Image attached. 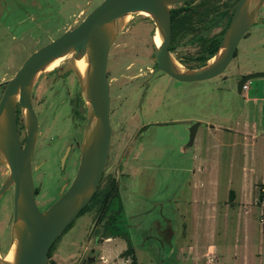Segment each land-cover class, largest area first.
<instances>
[{
  "label": "rangeland",
  "instance_id": "rangeland-1",
  "mask_svg": "<svg viewBox=\"0 0 264 264\" xmlns=\"http://www.w3.org/2000/svg\"><path fill=\"white\" fill-rule=\"evenodd\" d=\"M33 1L0 0V20L6 25L0 27V33L3 32L0 42L2 79L11 77L32 51L69 26L76 25L101 0ZM233 2L230 0L228 4ZM259 16H264V5ZM155 29L148 14L137 12L126 16L110 48L109 80L117 75L114 69L121 60L128 64L135 53L144 55L152 51ZM67 59L63 57L38 75L37 96L49 86L50 78L55 77L57 81L56 86L45 92L44 101L34 104L40 115L41 129L48 135L64 127V122L61 126L59 122L55 123L57 119L53 118L52 112L71 111L70 105L58 102L62 96L65 101L67 99L65 87L59 86L58 81L67 83L70 80L65 73L54 72ZM256 70H264V25L259 21L254 22L239 41L236 54L223 71L228 77L216 75L186 82L171 78L157 81L159 88H154L148 96L146 111V119H159L162 123L149 129L151 144L148 152L153 155L152 159L137 161L129 157L122 169H117L115 158L122 147L121 144L118 146V140L113 157L110 151L107 158L111 171L118 173L117 179L121 182L124 211L138 213L132 218L137 222V230L143 229L152 215L169 213L171 205L166 203V197L171 191L186 198L181 204L186 213L184 253L178 264H264V75L250 77L241 93L236 89L239 75ZM53 89L55 92L51 94ZM127 94L129 98L136 96L131 92ZM254 97L258 99L252 101ZM127 102L126 110L130 108V100ZM192 113L204 118L196 128L194 145L187 147L189 126L173 121L185 120ZM69 120L67 132L72 138L82 136L84 116L73 115ZM111 122L115 127L114 117ZM61 153L62 148L56 146L48 157L47 172L35 174V183L39 186L36 202L42 210L64 191L77 170V147L65 158ZM205 159L208 160L207 170L212 173L203 176L196 169ZM4 172L5 166L0 163V181ZM229 189L234 190L232 197ZM10 197L8 191L0 197L1 254L8 250L11 239ZM155 201L164 202L163 207L153 204ZM116 203L113 200L112 206ZM94 216L93 207L77 215L54 241L52 258L55 255L64 264L78 254L83 249ZM120 221L126 224L129 217L121 214ZM174 226L176 228V224ZM125 230L129 229L125 227ZM126 245L121 237L109 236L99 244L102 255L99 261L90 264H131V258L120 253ZM164 247L167 251L161 256L169 254V244ZM136 260L137 264H160L146 249L136 248Z\"/></svg>",
  "mask_w": 264,
  "mask_h": 264
},
{
  "label": "water",
  "instance_id": "water-1",
  "mask_svg": "<svg viewBox=\"0 0 264 264\" xmlns=\"http://www.w3.org/2000/svg\"><path fill=\"white\" fill-rule=\"evenodd\" d=\"M184 0H101L74 26L32 51L15 73L5 81L0 96V163L7 172L0 185V196L13 189V214L10 227L11 260L0 253V264H46L53 241L90 200L105 170L112 136L110 81L107 64L110 48L125 18L130 13L147 12L161 40L154 43L156 69L178 80L207 79L220 74L233 57L234 50L247 29L258 21L264 0H236L230 20L217 51L198 67L185 68L172 56L168 44L171 34V6ZM58 57H68L60 73L71 69L78 80L86 107V121L80 141L77 170L65 190L44 210L35 199L32 178V153L38 121L30 101L34 80ZM85 58L84 71L75 60ZM264 70L246 73L236 83L237 92ZM18 101L26 131L21 142L15 118ZM199 119L204 117L197 115ZM185 122V121H180ZM195 130L190 128L188 144ZM67 153V149L66 152Z\"/></svg>",
  "mask_w": 264,
  "mask_h": 264
},
{
  "label": "flooded vegetation",
  "instance_id": "flooded-vegetation-1",
  "mask_svg": "<svg viewBox=\"0 0 264 264\" xmlns=\"http://www.w3.org/2000/svg\"><path fill=\"white\" fill-rule=\"evenodd\" d=\"M229 1L230 0H184L182 2L172 4L171 34L168 48L172 56L176 57L175 60L183 67L192 68L201 66L217 51L218 47L212 54H209V51L217 45L216 43L219 38L220 43L223 32L230 20L232 14L231 10H233L236 0H234L231 5L228 4ZM33 2L36 3L37 1L34 0ZM258 21L264 25V16L260 17L259 13ZM2 26L6 25H4V23L0 20V27ZM218 26L219 29L217 30L216 28ZM246 32L244 35H246ZM2 34L3 32L0 33V42L3 39ZM219 43L217 46H219ZM191 46H194L193 49H190ZM186 48L188 49L186 50ZM236 48L234 50L233 57L236 54ZM153 54L154 42L152 45V51L149 54L140 55L135 53L134 58L128 64H126V60H121L120 58V65L114 69L117 72V75L109 80L111 97L109 118L111 122V117H114L115 127L111 122L112 136L107 158L110 151L111 158L113 157L115 142L118 140V146L120 147L121 144L122 147H120L121 153L116 154L117 157L115 158L116 161L118 160L117 169H122L124 161L129 157H132L137 161H148L153 157V155L148 152V146L151 144L149 129L153 125L162 123L159 119H146V111L148 109V96L154 88H159V86L156 85L157 81L163 78H171L176 81L186 82L184 80L174 78L162 69L154 70L156 61L153 59ZM140 60H143V62ZM63 65L64 63L60 68L55 69L54 72L60 70ZM109 71L110 69L107 64V75H109ZM223 71L218 75L222 76ZM63 73H65V76L68 77V80L70 81L66 83V81L61 80L58 81V85L65 87L67 99L65 101V97L62 96L58 102H64L70 105L71 111L63 113L61 112V109H59L58 111L52 112L53 118L57 119L55 120V123L59 122V125L61 126L62 122H64L63 130L59 129L52 134L49 133V135L48 132L43 131V129H41L42 124L40 122V115L35 110L34 106V104H39L41 101H44V94L48 88L53 85H57L55 77L50 78L51 80L49 82V86L38 96L37 86L39 76L36 77L30 92V101L38 121L36 141L31 161L35 199L39 194V186L35 183V174L40 171L45 173L47 172L45 168L48 166V157L51 155L56 146H58L59 149L62 148L64 158L70 155L76 147L78 151H80V141L82 136L79 138H72L73 136L67 132V126L69 125V119H71L73 115L79 118L84 116V121H86V107L84 106L81 97L78 80L73 71L69 69ZM246 73L250 72H244L239 75L237 81ZM226 77H228V75L224 74L223 78ZM7 79L0 78V96ZM161 89H163V87H161ZM54 92L55 90L53 89L51 94H54ZM128 92H131V94L136 96L129 98L127 94ZM127 100H130V108L128 110L125 109V106L128 103ZM122 110L124 111L121 113ZM15 118L20 140L24 143L26 139V131L18 101L15 105ZM173 122L187 124L189 126L190 135V128L193 127L196 131V128L202 122V119H199L196 114L192 113L185 120ZM194 139L195 132L192 142L188 144V137V141L185 143V146L192 147L195 143ZM66 149L67 153H65ZM117 150H119V148H117ZM193 156H195V154ZM3 165L5 166V172L2 180L7 172V166L5 164ZM105 167L106 168L100 177L95 192L90 200L83 206L85 207L88 204L87 207L81 212L82 207L77 214L79 215L83 213L90 207H93V210H95L94 221L84 240L83 249L78 254L73 255L71 257L72 259H69V262L66 260L67 262L64 264H90L92 262H98V258L102 256L99 254V244L104 239H108L109 236L121 237L126 242V247L128 246V242H130L135 256L136 248L142 250L146 249L149 254L156 258L157 261L159 260L160 264H178L180 256L184 253L183 237L184 226L186 225L184 221L186 213L184 212L181 204L186 200V198L184 199L181 197L178 192L176 193L171 191L166 197V203L171 205L168 210L169 213L159 212L157 215H152L148 219L147 225L143 229L137 230V222H133L132 218L137 216L138 213H127L124 211V204L122 202L121 195V182L117 179L118 173L116 171H111V164L109 160L106 161ZM193 168L191 172L192 174ZM2 180L0 181V184ZM188 183L191 187L192 181L189 180ZM112 185L115 189L111 187ZM6 191L11 192V223L13 214V189L11 187ZM113 200H116L117 202L115 206H112ZM189 200H192L191 193ZM153 204H159L163 207L164 202L159 203V201H155ZM188 210L190 209L188 208ZM121 214H124V217H129V222H125L126 224L122 223L120 221ZM73 220L65 227L64 230L72 224ZM174 224H176V228L175 226L173 227ZM180 226L182 227L180 228ZM125 227L129 230H125ZM54 241L49 247L46 264H62V260L57 259L55 255L52 258V254H55V249L53 247ZM141 242H144V244ZM165 244H169L170 246L168 251L169 254L161 256V253H165L167 251L164 247ZM157 245H159L158 249H156ZM162 246L163 250L161 249Z\"/></svg>",
  "mask_w": 264,
  "mask_h": 264
},
{
  "label": "bare ground",
  "instance_id": "bare-ground-1",
  "mask_svg": "<svg viewBox=\"0 0 264 264\" xmlns=\"http://www.w3.org/2000/svg\"><path fill=\"white\" fill-rule=\"evenodd\" d=\"M141 13L144 14V15H147V12H145V11H141ZM160 40H161V37H160V35H159L158 31H157L156 34H155V44H159ZM60 59H62V57H58L54 61H52L48 65L47 69H50L53 66H55L60 61ZM75 64L80 69V71H84L85 66H86L85 58L76 59L75 60ZM13 247H14V244H12V246L9 249V252L5 255V259H7V260H11L12 259V257H13Z\"/></svg>",
  "mask_w": 264,
  "mask_h": 264
},
{
  "label": "trees",
  "instance_id": "trees-1",
  "mask_svg": "<svg viewBox=\"0 0 264 264\" xmlns=\"http://www.w3.org/2000/svg\"><path fill=\"white\" fill-rule=\"evenodd\" d=\"M219 40H220V38L218 39V41L216 43L217 45L219 43ZM217 45L211 51H209V54H212L217 49V47H218ZM111 187L114 188L113 185ZM233 194H234V190L229 189V196L232 197ZM87 205L82 208L81 212L87 207ZM120 253L124 256L130 257L131 258V260H130L131 264H137L136 256L133 252V247H132V244L130 242H128V246L125 249H123Z\"/></svg>",
  "mask_w": 264,
  "mask_h": 264
},
{
  "label": "crops",
  "instance_id": "crops-1",
  "mask_svg": "<svg viewBox=\"0 0 264 264\" xmlns=\"http://www.w3.org/2000/svg\"><path fill=\"white\" fill-rule=\"evenodd\" d=\"M257 99L258 98L254 97L251 100L252 101H254V100L256 101ZM263 130H264V125H263ZM200 164H202V166L198 165L197 169H196V172H198L200 175L203 174V176L208 175L209 172L212 173L211 172L212 170L211 171L207 170V164H208V160L207 159H205L204 161H200ZM194 172H195V170H194ZM0 253H1V251H0Z\"/></svg>",
  "mask_w": 264,
  "mask_h": 264
},
{
  "label": "built area",
  "instance_id": "built-area-1",
  "mask_svg": "<svg viewBox=\"0 0 264 264\" xmlns=\"http://www.w3.org/2000/svg\"><path fill=\"white\" fill-rule=\"evenodd\" d=\"M247 87V84L245 83L244 85H243V88H246Z\"/></svg>",
  "mask_w": 264,
  "mask_h": 264
}]
</instances>
